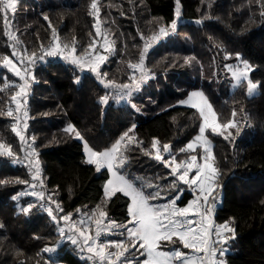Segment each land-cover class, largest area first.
<instances>
[{
  "label": "trees",
  "instance_id": "1",
  "mask_svg": "<svg viewBox=\"0 0 264 264\" xmlns=\"http://www.w3.org/2000/svg\"><path fill=\"white\" fill-rule=\"evenodd\" d=\"M90 5L91 0H18L13 12H5L0 5V143L12 151L11 156L0 154V264H91L80 257L79 245L60 239L59 228L97 205H102L112 220L126 223L130 198L116 194L105 199L109 173L97 172L87 164L76 132L94 151L110 148L126 132L135 133L136 143L124 151L129 177L158 184L163 194H169L168 186L175 177L170 175L171 168L155 159L157 150L151 145L158 141L160 152L164 144L171 145L178 161L201 153L200 148L196 153L179 152L199 134L202 119L196 109L178 105L200 89L221 124L234 118L248 124L234 142L207 133L214 142V166L219 169L209 206L222 195V205L213 209V220L216 225L227 222L235 228V238L228 240L225 255L218 258L225 264H264V0H180L178 18L176 0H97L98 18L116 47L101 68L105 81L131 82L133 69L129 64L139 63L145 44L151 45L145 54V67L153 78L134 99L136 109L111 102L104 106L101 98L107 88L95 75L81 74L58 58L37 59L27 95L26 138L40 161L44 205L34 195H19L28 192L35 179L23 157L24 146L13 131L16 121L7 115L21 80L4 66L3 57L15 58L14 50L26 57L44 55L54 43L53 28L62 47L67 44V50L74 47L77 55H85V50L92 49L89 45L98 41L97 19ZM174 20L177 27L172 31ZM161 26L169 34L152 42ZM8 33L15 34L21 45ZM237 53L255 67L251 78L260 85L258 96L248 97L246 83L228 94L224 92L227 80L218 92L211 85L188 81L184 70L191 63H201L204 74L210 77L217 69L220 77L225 65L237 60ZM185 58L189 62L185 63ZM172 82L180 83L181 90ZM69 126L74 131H66ZM14 195L17 200L12 199ZM185 199L181 205L187 204ZM29 204L35 206L25 213L22 209ZM46 207L52 208L58 223L49 217ZM68 213L71 220L59 219ZM44 247L57 251L45 253Z\"/></svg>",
  "mask_w": 264,
  "mask_h": 264
},
{
  "label": "snow or ice",
  "instance_id": "2",
  "mask_svg": "<svg viewBox=\"0 0 264 264\" xmlns=\"http://www.w3.org/2000/svg\"><path fill=\"white\" fill-rule=\"evenodd\" d=\"M0 5L3 6V10L7 12L9 9L15 11L16 0H0ZM91 9L95 10L94 15H99V8L97 7V0H91ZM264 15V12L261 13ZM180 16V0H176V17ZM8 27V17H4ZM48 20V17H44ZM201 21H197L200 23ZM51 26V25H49ZM96 28V35H101L100 21L97 19V23L94 26ZM177 27V21H173L170 25L172 31H175ZM168 30L164 26L159 28V34L153 35L151 39L153 41L158 40L161 36H167ZM10 39L16 40L17 38L11 33H8ZM53 40H56L55 29L53 28ZM19 42V41H17ZM105 43L108 44L107 39ZM95 41L89 45V48H94ZM114 44V41L112 42ZM151 45L145 44L143 52L139 57V63L129 64V68L138 70L141 75L139 79L135 76L130 77L131 84L129 83H115L109 80L104 82L100 69L101 65L107 60V56L101 55L97 52L95 56L85 50V56H77L76 49L73 47L71 52L63 55L68 45L63 47L59 43H55L53 47H50L44 55L36 56V53H32L31 56H27L26 59L30 62L29 66H26L24 71L21 72L9 59L7 55L3 57L4 66L10 68L14 74L24 81L23 84L18 85L19 91L11 97L12 101L16 102V112H20L22 107L27 104L28 89L30 87L26 76L30 75L29 67L36 63L39 59L43 61L45 56L57 57L62 55L63 59L68 60L70 63L79 66L80 68H87L92 73H95L105 88H113L116 90L117 100H125L131 97L133 91L138 90L141 83L149 79V70L145 68V54L148 52ZM14 47V46H13ZM109 50V48H106ZM16 55L15 50L13 56ZM237 59L240 58L239 53L236 54ZM23 63V59L21 60ZM189 62V58H185V63ZM225 67L232 70V65H226ZM252 71L251 66L245 61L244 67L236 68L232 70V77L236 81L234 86H239L241 81L247 82V92L252 95L258 88V84L254 83L249 76ZM7 87V84H6ZM20 97L23 100L17 98ZM101 102L108 103V95L101 98ZM183 104H189L191 107L198 109L202 123L199 127V134L195 139L186 144V146L179 149L180 153H195L197 147L202 148V155L199 159L202 161L198 163V156L191 154L184 161L176 163V155L171 152L170 145H163V152L168 153L170 159L165 160L157 147L158 141H153L151 147L156 149L155 159L162 161L166 167H171L172 163H175V167L171 168L170 175L175 177V181L171 188L172 193L169 194L168 202L166 203H150V201L160 200L162 188L158 184H153L150 181L143 180L140 177H129L126 171V157L121 150V143L124 137L128 138L129 144L133 142V138L126 132L124 137L117 140L110 148H106L102 151H94L91 148L87 149V163L95 165L97 172L102 169H107L111 174V178L107 180L104 185V196L106 200H111L117 193L123 194L125 197L130 198V204L127 212L130 219L126 223H118L112 220L108 216V212L102 205L92 210L91 214L84 213L79 220H73L68 225L70 233L75 230L78 236L75 234L69 235L66 238L71 241L73 245H79V250L91 254L87 258L93 260V264H225L224 260L218 257H223L227 251L225 245L228 240L235 238V228L227 222L216 226L211 220V213L213 208L209 205V197L213 196L215 192V180L218 176L219 169L214 166L215 156L210 146V140L205 135L206 130H210L211 133L224 135L222 129L227 130L235 127L234 121L221 124L217 122L218 114L214 110L213 105L209 102L207 97L200 91L192 92L188 99L181 101ZM8 116L13 115V111L9 109L7 111ZM24 117H27L28 112L25 108L23 112ZM233 117L236 113L233 111ZM19 122L20 117L16 118ZM25 127L27 125L25 124ZM135 127V126H133ZM73 130L71 126L66 131ZM16 131V128H13ZM131 131V129L129 130ZM17 135H20L17 132ZM231 132L228 133V136ZM78 138L79 132H76ZM228 136H224L228 139ZM20 139L23 142L24 136L20 135ZM0 149L3 150L0 154L12 155L10 146L0 143ZM126 150V149H125ZM35 149H33V152ZM31 155V153L29 154ZM19 162V161H14ZM30 166L35 168L33 179H38L40 175V168L38 161H30ZM18 183H26V181L19 180ZM180 184L187 186L189 190L194 193V199L188 203L185 207H179L177 202L181 199V195L184 189L180 187ZM33 187H35L33 185ZM152 189V191H148ZM20 196L34 195L38 199H43L44 193H28L21 192ZM13 200H17L18 196H13ZM51 200V196L48 198ZM214 199V197H213ZM52 203H56L52 201ZM106 202H102L104 204ZM35 205L29 204L28 207L22 209L25 213H28ZM57 210L63 212V209L57 204ZM79 212V210H77ZM47 214L53 221H57V216L53 215L51 207L47 208ZM72 214L68 213L61 217L60 220L68 222L71 220ZM107 221V222H105ZM95 225V235H90L89 231L92 225ZM131 225V226H129ZM61 236H64V228H59ZM224 233H231V237H227ZM111 235H120L124 237L121 240H107L103 237ZM176 238L175 240L173 238ZM215 237V239L213 238ZM167 241L175 244L177 241L182 243L184 249H191L195 255L189 256L187 253L179 250L172 249L171 251H165L161 249V242ZM143 250V251H141ZM43 252L55 253L57 249L55 247H44ZM139 257H145L139 259ZM203 255H200V254ZM39 255V254H38ZM39 264V262H38Z\"/></svg>",
  "mask_w": 264,
  "mask_h": 264
},
{
  "label": "rangeland",
  "instance_id": "3",
  "mask_svg": "<svg viewBox=\"0 0 264 264\" xmlns=\"http://www.w3.org/2000/svg\"><path fill=\"white\" fill-rule=\"evenodd\" d=\"M17 2H18V0H16V5H17ZM15 8H16V6H15ZM10 10V9H9ZM11 12H13L12 10H10ZM96 19H99L98 17H97V15H96ZM99 21H100V19H99ZM100 30H101V35L100 36H98V41H97V43H96V45L94 46V48H92L91 50H90V52L89 53H91V55L92 56H95L96 54H97V52L99 53V54H101V55H105V56H107V60L105 61V63L103 64V65H101V68L105 65V64H107L108 63V61L110 60V58L115 54V52H116V50H115V45L114 44H112V42H113V39H112V37H111V35H110V33H109V31H108V29L107 28H105L104 26H103V24H102V22L100 21ZM12 34V33H11ZM13 36H15L16 37V35L15 34H12ZM17 38V37H16ZM105 39H107V41H108V44H106L105 43ZM18 45L20 44V42H17V41H19L18 39H16V40H14ZM159 41V39L158 40H156V41H154V42H158ZM152 42H153V40H152ZM55 43H59L58 42V40L56 39L55 41H54V43H53V45L51 46V47H53L54 45H55ZM21 45V44H20ZM62 47V46H61ZM106 48H109V50H106ZM71 52V50H67V49H65V51H64V53H63V55H66V54H68V53H70ZM76 54V53H75ZM77 55V54H76ZM77 56H80V55H77ZM83 56H85V55H83ZM24 57V58H23ZM48 58H58V59H60V60H62V61H64V62H66V63H68V64H70V65H73L74 67H76L80 72H81V74H83V73H87V72H89V73H92L90 70H88L87 68H80L79 66H77V65H74V64H72V63H70L68 60H65V59H63V56L62 55H58L57 57H48ZM10 60H12V62H13V64L18 68V69H20L21 70V72H23L24 71V69H25V67L26 66H29L30 65V62L26 59V56H25V54H22L21 53V51L18 53V54H16V57L15 58H9ZM23 59V63L21 62V60ZM46 59V58H45ZM44 59V60H45ZM43 60V61H44ZM227 60H229V58H227L226 59V61ZM244 60H242L241 59V57L239 58V59H237L235 62H230V63H228L227 65H232V70H235L236 68H243L244 67ZM250 66H251V68H252V71L249 73V76H250V79L252 80V78H251V73L255 70V67L252 65V64H250L248 61H246ZM199 64H201V63H199V62H197V61H195V62H193V63H191L187 68H185V70L184 71H186V73H187V77H188V81H190V82H200V83H204V84H206V85H211L212 87H213V89L216 91V92H218V90H219V85L220 84H222V83H224V81L225 80H227L228 82H226V84H225V88H224V92L225 93H232V92H234L241 84H243V83H246L247 84V82L246 81H241V83H240V85L239 86H234L235 84H236V81L234 80V78L232 77V70H230L229 68H227V67H225L224 69H223V72L220 74V77H218V71H217V69L215 70V72H214V74H213V76L212 77H210V75H205L204 74V71L202 70V67L201 66H199ZM226 66V65H225ZM35 67V64L34 65H31L30 67H29V71H30V75H28V76H26V79H28V81H29V85L31 86V83L32 82H34V73H33V68ZM7 68V67H6ZM146 68V67H145ZM9 70H10V68H8ZM100 71H101V69H100ZM13 72V71H12ZM14 73V72H13ZM93 75H95L96 76V74L95 73H92ZM140 75H141V73L138 71V70H134L133 69V72H132V74H131V77L132 76H135V78L136 79H139V77H140ZM16 76V75H15ZM17 77V76H16ZM97 77V76H96ZM149 79H147L146 81H144V82H142L141 83V86H140V88L138 89V90H135V91H133V93H132V95H131V97H128L127 99H125V100H117V96H116V90L115 89H113V88H107V94L106 95H108V103L109 102H111V103H113V104H115L116 106H130V107H132V108H134V109H136L135 108V102H134V99L136 98V96H138V94H140V93H142L143 92V90H144V88L146 89L147 88V86H148V84H149V81H150V79L151 78H153V76L151 75V74H149ZM19 78V77H18ZM20 79V78H19ZM103 80H104V82L106 83V81H105V79L103 78ZM186 81H187V79H185ZM253 81V80H252ZM132 82V81H131ZM131 82H129V84H131ZM254 83H257V82H255V81H253ZM24 83V81H20V84L19 85H21V84H23ZM172 84H173V86H174V88L175 89H177V90H181V89H179V87H180V83H178V82H172ZM258 84V88L256 89V91L252 94V95H249L248 94V92H247V94H248V97H250V98H252V97H256V96H258L259 94H260V89H259V87H260V85H259V83H257ZM29 89H30V87H29ZM29 89H28V93H29ZM17 91H19V87H18V90ZM195 91H200V92H203V94H204V91L202 90V89H200V90H195ZM192 92H194V91H192ZM191 92V93H192ZM190 93V94H191ZM189 94V95H190ZM189 95L184 99V100H182V101H185V100H187L188 99V97H189ZM205 95V94H204ZM206 96V95H205ZM18 100H21V103L23 104V100H22V98H20V97H18L17 98ZM102 103V102H101ZM107 103V104H108ZM104 106H106L107 104H105V103H102ZM178 105H180V106H184V107H191L189 104H183V103H181V101L178 103ZM25 108H26V106H24V107H22V109H21V111L18 113V112H16V102H14L13 101V109H12V111H13V115H12V117L15 119V121H16V126H15V128H16V134H17V132H19L20 133V135H22V136H24V141L22 142V144H23V146H24V155H23V157L25 158V161L27 162V164L30 166V161H38L39 162V168H40V175H39V178L38 179H35V182L32 184V188H30L29 189V191L28 192H31V193H33V192H36V193H39V192H42L40 189H42L43 188V179H42V170H41V165H40V161H39V158H38V155H37V152L36 151H34L33 152V147H32V145L29 143V141H28V139L26 138V129H27V127H25V124L27 125V120H28V115H27V117H24V115H23V112H24V110H25ZM191 108H193V107H191ZM194 109H196V108H194ZM26 110H27V108H26ZM197 111H198V109H196ZM28 112V111H27ZM199 112V111H198ZM17 117H20V119H19V122L17 121ZM232 121H234V123H235V127H233V128H229V129H227V130H224V129H222V131L224 132V135L223 136H221V135H219V134H214V133H211V131L210 130H206V133H205V135L207 136V138L210 140V146L212 147V150H213V148H214V142L210 139V137L207 135V133L209 132V133H211V134H213V135H216V136H221V137H223L224 138V136H228V133L229 132H231V135L230 136H228V139L227 140H230V141H232L233 140V142H234V140H236V139H238L239 137H240V135H241V132L244 130V129H246L247 127H248V124H246L245 122H242V121H240V120H238V119H236V118H234ZM217 122L218 123H220L219 121H218V118H217ZM129 134V136L130 137H132L133 138V142L131 143V144H129V142H128V138L127 137H124V139H123V141H122V143H121V150L124 152L125 151V149H127V147L128 146H132V145H134L135 143H136V134L135 133H133V132H130V133H128ZM20 135H18V137H19V139H20ZM77 137V136H76ZM78 138V137H77ZM82 143H83V145H84V155H85V157H86V161H87V159H88V155H87V149L85 148V144H87V146H88V148H91L89 145H88V143L85 141V140H83V139H81V138H78ZM225 139V138H224ZM21 140V139H20ZM170 148H171V145H170ZM200 148V150H199V152H201L200 154L202 155V148L201 147H197V149L196 150H198ZM163 150V149H162ZM171 152H172V149H171ZM31 153V155H29ZM196 153V152H195ZM161 154L164 156V159H165V157H167V156H169V154L168 153H164L163 151H161ZM200 154H197L196 153V155L199 157V155ZM170 159V157H168V158H166L165 160H169ZM184 161V160H183ZM160 162H162V161H160ZM179 162H181V160L180 161H178V160H176V163H179ZM200 162H202L199 158H198V163H200ZM163 163V162H162ZM88 164V163H87ZM91 165V164H90ZM94 167H95V165H93ZM31 167V166H30ZM172 167H175V163H172L171 164V167H169V168H172ZM32 168V167H31ZM32 170H33V173H35V168H32ZM103 170H107V169H102L101 171H103ZM109 173V179L111 178V174H110V172H108ZM128 173V172H127ZM129 174V173H128ZM172 176V175H171ZM174 181H175V179H174ZM216 181V180H215ZM33 185L35 186V187H33ZM180 187L182 188V189H184L183 190V192H182V195H181V199L177 202V204H178V206L179 207H185V206H187L188 205V203L190 202V201H192L193 199H194V193L191 191V190H189L188 188H187V186H185V185H183V184H180ZM170 190V189H169ZM148 191H152V189H148ZM171 193H172V190H171ZM117 194H121V193H117ZM170 194V193H169ZM169 194H167V193H162L161 192V199L160 200H157V201H150V203H166V202H168V197H169ZM172 194H174V193H172ZM186 194H189V195H191L192 197H190L189 199H187V196H186ZM123 195V194H122ZM33 196V195H32ZM35 198H37L36 196H34ZM105 197V196H104ZM129 198V197H128ZM187 199L188 200V202H187V204H185V205H181V202L184 200V199ZM38 199V198H37ZM105 199H106V197H105ZM185 199V200H186ZM39 201H42V204L44 205V201H43V199H38ZM55 205L54 206H57V204L56 203H54ZM46 206H51V204H48V203H46L45 204ZM222 205V195L220 194V195H218V198L216 199V203H215V205L214 206H211L213 209H214V207H219V206H221ZM209 205H206L205 207H208ZM44 207V206H43ZM46 208H48V207H46ZM91 212L92 211H90V212H88L89 214H91ZM80 219V218H79ZM79 219H77V220H79ZM129 219H130V217H129ZM211 220H212V222H213V224L214 225H216L215 223H214V220H213V211H212V213H211ZM105 222H107V221H105ZM72 223V222H71ZM71 223H66L65 224V226H63V228H64V236L62 237L61 236V234H60V239L61 240H63V242L64 241H68V242H71L70 240H68L66 237L67 236H69V235H73V234H75L76 236H78V233H75V230H73V232L72 233H70L69 232V230H68V225L69 224H71ZM129 226H131V225H129ZM216 226H219V225H216ZM89 234L90 235H95V225L93 224L92 225V227H91V229H90V231H89ZM228 233H224V235L226 236ZM124 237H122V236H120V235H111V236H107V237H103V239H107V240H121V239H123ZM215 238V237H214ZM174 240L176 239L175 237L173 238ZM161 249L162 250H165V251H171L172 249H179V250H181V251H183V252H185V253H187L189 256H192V255H195V253H194V251L193 250H191V249H184L183 248V245H182V243H180L179 241H177L175 244H172V243H169V242H167V241H164V242H161ZM141 251H143V250H141ZM84 252H87L86 250L84 251ZM82 253V252H81ZM200 255H203L202 253L200 254ZM137 256L139 257V253H137ZM145 257H139V259H144ZM176 264H179V262H176Z\"/></svg>",
  "mask_w": 264,
  "mask_h": 264
},
{
  "label": "built area",
  "instance_id": "4",
  "mask_svg": "<svg viewBox=\"0 0 264 264\" xmlns=\"http://www.w3.org/2000/svg\"><path fill=\"white\" fill-rule=\"evenodd\" d=\"M89 255H91V254H89V253H87V252H82V253L80 254V257H81L82 259H86V260H88L91 264H93V260H89V259L87 258Z\"/></svg>",
  "mask_w": 264,
  "mask_h": 264
}]
</instances>
